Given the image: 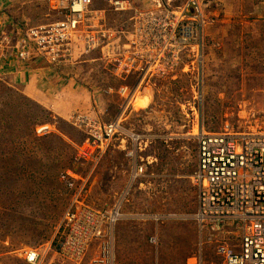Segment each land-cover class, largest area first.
<instances>
[{
	"label": "rangeland",
	"instance_id": "374dc122",
	"mask_svg": "<svg viewBox=\"0 0 264 264\" xmlns=\"http://www.w3.org/2000/svg\"><path fill=\"white\" fill-rule=\"evenodd\" d=\"M4 1L2 18L15 17L21 26L62 16L53 8L54 0ZM133 1L137 6L152 3ZM204 3L203 63L191 65L187 58L190 65L177 80L164 82L158 91L140 94L135 108H129L126 125L144 136L147 147L141 155L145 161L149 156L151 163L142 184L132 187L123 209L125 216L116 226L118 264H189L198 255L207 264L221 262L216 244L203 239L193 220L198 204V186L192 176L197 159L195 134L202 129L225 131L226 125L237 132L264 129V0ZM94 8H105L110 18H116L109 10V0H94ZM73 47L71 61L62 66L69 77L67 83L75 85L77 76L71 72L77 67L85 68L89 82L107 79L100 72L103 61L93 59L99 54L86 56L80 44ZM60 78L59 83L66 86L64 76ZM14 86L0 79V264H29L21 255L23 249L36 247L45 252L51 245L56 249L57 230L74 191L64 181V172L74 167L75 155L65 135L79 142L84 134L64 119V106L43 107L47 101L42 89ZM95 94L100 107L107 108L105 117L112 118L119 110V95ZM45 120L57 121L60 133L39 135L37 127ZM79 171L86 177L89 170ZM129 173L124 152L111 148L89 178L84 200L92 207H109L128 185ZM227 229L232 232L230 242L236 244L237 227ZM152 236L156 243L151 242ZM43 264H59L52 249Z\"/></svg>",
	"mask_w": 264,
	"mask_h": 264
},
{
	"label": "built area",
	"instance_id": "2783aa9c",
	"mask_svg": "<svg viewBox=\"0 0 264 264\" xmlns=\"http://www.w3.org/2000/svg\"><path fill=\"white\" fill-rule=\"evenodd\" d=\"M173 1L152 0L150 6H137L133 0H109V10L116 15L110 18L107 9L94 8V0H54L53 8L62 12L60 18L27 24L0 42L1 48L6 44L15 48L20 60L39 59L55 68L68 66L74 44H80L86 56L99 54L93 59L103 61L100 72L107 77L93 82L81 78L84 92L114 93L121 98L119 110L110 119L105 117L107 108L98 109L97 100L88 110H76L66 118L84 138L72 140L74 167L64 172L65 183L74 191L57 230L55 252L52 250L59 264H78L86 258V264H118L116 226L125 216L123 209L132 187L146 177L151 163L149 156L145 161L141 155L147 147L144 136L126 125L129 108H135L140 94L158 91L164 82L177 80L190 65L187 58L191 65L204 61V0H184L179 5ZM0 32L4 34L5 29ZM55 124L58 122L41 123L38 134L60 133ZM230 131L226 125L223 132L202 129L195 134L197 159L192 176L198 186V204L193 220L205 232L203 239L216 244L221 262L210 264H264V129ZM115 147L129 161V186L109 207H92L83 195L88 180ZM80 168L89 170L86 177ZM233 226L238 231L236 244L228 238L232 232L227 227ZM151 242L156 243L157 238L152 236ZM52 247L45 252L25 248L21 255L29 264H43ZM194 258L189 264H207L200 255Z\"/></svg>",
	"mask_w": 264,
	"mask_h": 264
},
{
	"label": "crops",
	"instance_id": "0c3cea01",
	"mask_svg": "<svg viewBox=\"0 0 264 264\" xmlns=\"http://www.w3.org/2000/svg\"><path fill=\"white\" fill-rule=\"evenodd\" d=\"M2 4H6V1L0 0V5ZM3 16L5 15H0V29H5V33L2 34L0 32V42H5L7 40V37L12 36L16 29L19 31L24 30L25 26L28 24L27 23L25 26H21L20 24H17L18 19H16L15 17L11 20L9 18L10 16H6L5 19L2 18ZM10 45H12V43H10ZM6 46L7 47L5 48L0 47V79L16 85L14 86L15 88L21 86L22 89L28 90L26 86H30L42 89L43 93L46 94L45 97L43 96V99L47 101V103L44 105L45 108L50 110V107L57 108L58 106L60 107L62 105L67 109L66 118H68L69 115L71 113L73 114L76 110H88L90 104H92L94 100H97L96 98L94 99V97L91 96L95 93H88L86 95L81 86V82H84L83 80H81V78L85 79L87 77L85 75V73L87 72L86 70H84L85 68L77 67V70H75L76 72L72 70L71 73H76L75 75L77 76L75 80L76 83L73 86L71 85L72 83L66 84L65 86L64 84L59 83V79H62L60 78L61 75L65 78V71L62 69V67L55 68L53 65H50L44 61H40L39 59L20 60L16 57V49L8 46L7 44ZM98 73L99 71L96 72V75H98ZM96 95L97 94H95V97ZM65 101H67L68 103H65ZM100 108L105 109L106 107H100L99 105L98 109ZM66 118L64 119L67 120ZM230 127L232 129V131L230 132H235L234 128L232 126ZM56 131L59 130L56 128ZM65 136V140L68 143H71L72 139L70 137H67V135ZM200 231L203 235H205L204 231H202L201 229ZM52 250L55 252L54 248Z\"/></svg>",
	"mask_w": 264,
	"mask_h": 264
},
{
	"label": "trees",
	"instance_id": "16d2710c",
	"mask_svg": "<svg viewBox=\"0 0 264 264\" xmlns=\"http://www.w3.org/2000/svg\"><path fill=\"white\" fill-rule=\"evenodd\" d=\"M43 107H44V106H43ZM44 108H45V107H44ZM45 109H46V108H45ZM46 112H48V110H47ZM48 122H49V121H46V120H45V123H48Z\"/></svg>",
	"mask_w": 264,
	"mask_h": 264
},
{
	"label": "bare ground",
	"instance_id": "6f19581e",
	"mask_svg": "<svg viewBox=\"0 0 264 264\" xmlns=\"http://www.w3.org/2000/svg\"><path fill=\"white\" fill-rule=\"evenodd\" d=\"M227 124V123H226ZM229 124V123H228ZM43 128H45V127H43ZM129 182H130V179H129V181H128V186H129Z\"/></svg>",
	"mask_w": 264,
	"mask_h": 264
},
{
	"label": "clouds",
	"instance_id": "9594fccd",
	"mask_svg": "<svg viewBox=\"0 0 264 264\" xmlns=\"http://www.w3.org/2000/svg\"><path fill=\"white\" fill-rule=\"evenodd\" d=\"M10 18V17H9ZM19 24H21V22L19 20H17ZM49 123V122H48Z\"/></svg>",
	"mask_w": 264,
	"mask_h": 264
}]
</instances>
